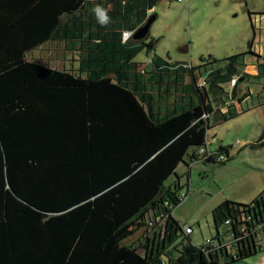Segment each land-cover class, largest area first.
I'll use <instances>...</instances> for the list:
<instances>
[{
  "label": "trees",
  "instance_id": "1",
  "mask_svg": "<svg viewBox=\"0 0 264 264\" xmlns=\"http://www.w3.org/2000/svg\"><path fill=\"white\" fill-rule=\"evenodd\" d=\"M157 1L96 0L111 17L101 26L88 0H0V264H232L264 251L251 231L264 191L211 211L217 243L246 226L234 252L230 244L205 255L174 218L184 195L178 181L173 191L164 181L192 147L191 163L231 159L230 146L204 159L195 152L207 147L211 120L247 110L239 108L248 94L237 96L235 86L248 75L240 55L190 66L153 53L151 71H139L134 58L159 39L133 34ZM48 42L77 50V68L27 57ZM225 86L233 87L229 102ZM176 93L196 99L177 103ZM139 228L145 241L126 243ZM179 237L189 243L178 249ZM171 248L176 257L163 258Z\"/></svg>",
  "mask_w": 264,
  "mask_h": 264
},
{
  "label": "rangeland",
  "instance_id": "2",
  "mask_svg": "<svg viewBox=\"0 0 264 264\" xmlns=\"http://www.w3.org/2000/svg\"><path fill=\"white\" fill-rule=\"evenodd\" d=\"M153 13L155 19L148 34L159 39L154 53L162 59L197 66L200 57L210 55L219 60L218 64H223L225 58L240 55V62L250 65L248 68L258 75L238 81L236 87L237 96L248 94L239 108L247 110L228 121L217 120L214 126L211 120V128L206 131L209 150L216 151L220 144L230 146L231 159L223 164L191 163L190 156L196 147L189 148L184 161L163 183L164 188L170 186L173 191L178 181L179 193L186 197L175 207L174 218L182 226L192 229L189 240L194 246H200L215 233L211 213L214 207L225 200L248 204L264 191V105L259 106L264 102V57L260 60L262 66L256 68L252 67L255 64L250 61L249 54L251 47L256 54H263L264 0H158ZM43 48L41 46L37 51ZM77 59L78 53L65 51L51 64L75 70ZM143 59V53L135 58L136 61ZM200 71L204 74L202 69ZM224 89L227 95H222V101L229 102L233 87L225 86ZM226 110V107L222 108L223 112ZM134 234L125 242L136 244L140 233ZM181 243L189 242L179 237L174 246L179 249ZM168 252L163 258L174 259L177 255L175 249ZM260 256L255 254L232 264H262Z\"/></svg>",
  "mask_w": 264,
  "mask_h": 264
},
{
  "label": "crops",
  "instance_id": "3",
  "mask_svg": "<svg viewBox=\"0 0 264 264\" xmlns=\"http://www.w3.org/2000/svg\"><path fill=\"white\" fill-rule=\"evenodd\" d=\"M97 3H96V0H88V2H87V4H85V6H86V8H89V10H92V8L96 5ZM153 11V10H152ZM151 11V12H152ZM155 19V18H154ZM148 20V19H147ZM144 24V23H143ZM142 24V25H143ZM142 25H140L138 28H140ZM137 28V29H138ZM149 31V30H148ZM147 34H148V32H147ZM146 36V35H145ZM133 40H136V39H133ZM137 40H139V39H137ZM44 48L43 49H41L40 51H37L38 49H36V50H34V51H37L38 53H36V54H33V53H28L27 54V57L29 58V59H32L33 61H40V62H43V63H48L51 67H53L52 66V64H51V62L53 61V60H55V59H57V57H60L61 56V54H63L64 52H65V50L63 49V46H62V43H60V42H48V43H45V44H43L42 45ZM252 46V45H251ZM252 48V47H251ZM249 49L250 50V56H251V59H250V61L251 60H253L254 61V64L255 65H252V67L254 66H256V68H260L261 66H262V63L264 62L263 60V62H261L260 60H261V58L262 57H264V47H263V54L261 55L260 53H258V54H256L255 52H253L252 51V49ZM62 50V51H61ZM75 52L76 53H78V56H79V52L77 51V50H75ZM45 53V55H44V57H42V55ZM140 53H143V55H144V59L142 60V61H136L135 60V58H134V61H136V66H137V69H139V71H142L143 69H146L148 72H150L151 70V68H149V66H148V62H149V60H150V58H151V56H152V54L154 53V52H151V53H149L148 54V56L147 55H145V53L143 52V51H141ZM139 54V53H138ZM137 54V55H138ZM40 55V57H42V58H40V59H42V60H40V59H38V58H36L37 56H39ZM136 55V56H137ZM65 57V55H62V57ZM62 57H61V60H63L62 59ZM45 58H47L48 59V61H46V59ZM146 59V60H145ZM245 59V58H244ZM247 60V59H246ZM64 61H66V59L64 58ZM177 62H182V61H177ZM77 65H78V63H77ZM250 65H245L244 63H242V66H239V67H241L239 70L241 71V73H244V74H247L248 76L247 77H245V79L246 78H248V77H257L258 75L253 71V70H250L248 67H249ZM212 68V66L210 67V66H208V67H206V69L207 70H210ZM149 75H146V77H148ZM240 80H243L242 79V77L241 78H239L238 79V81H240ZM237 87V85L235 86V88ZM211 95L212 96H210V97H213V94L211 93ZM214 98V97H213ZM196 98H194V97H192V98H190V97H188V96H184V97H182V96H180V94L179 93H176V101H177V103H187V102H189V100H195ZM170 102H171V99H170V101H169V104H170ZM262 105H264V102L261 104H259V106H262ZM236 107L237 108H239L240 106L239 105H236ZM219 111L220 112H223L222 111V108H219ZM213 115H216V114H213ZM212 119H214L213 117H212ZM214 122V121H213ZM212 126H214V125H212ZM209 130V129H208ZM209 141L207 140V138H206V144L208 145V144H210V143H208ZM220 145H222V144H220ZM222 146H225V145H222ZM208 150H209V148H208ZM212 151V150H211ZM194 163H196V162H194ZM261 194V193H260ZM264 208V207H263ZM260 210H262L261 208H260ZM264 210V209H263ZM263 212V211H262ZM264 215V213H261V214H259L258 216L260 217V216H263ZM135 233H140L139 234V239H138V241H137V243H140L141 242V244L145 241V239H144V237H145V235L147 234V232H146V230L144 229V228H139ZM135 235V234H134ZM140 235H141V237H140ZM130 238V237H129ZM128 238V239H129ZM137 238H138V236H137ZM127 241V240H126ZM129 244V243H128ZM130 244H132V243H130ZM258 245H264V232H263V234H262V237H261V241H259V243H258ZM256 254H261V256H260V261L262 262V264H264V251L262 252V251H260V252H258V253H256ZM255 255V254H254Z\"/></svg>",
  "mask_w": 264,
  "mask_h": 264
},
{
  "label": "built area",
  "instance_id": "4",
  "mask_svg": "<svg viewBox=\"0 0 264 264\" xmlns=\"http://www.w3.org/2000/svg\"><path fill=\"white\" fill-rule=\"evenodd\" d=\"M130 36V33H124L123 34V37L124 39H127L129 38ZM236 82V79H233L231 80V84H235ZM211 153L210 151L208 150V148L205 146V147H200L196 150L195 152V157H200L202 159L210 156ZM221 159H223L222 156H219L218 157V161H221ZM185 198V196H184ZM242 216V214H241ZM241 216L240 217H236L234 219L235 222H240L241 221ZM239 219V220H238ZM247 221H251V215H249L247 218H246ZM260 220V217H257L254 221L251 222V226H252V238L253 240H255L256 242H259L261 241V237H262V234L264 232V224H261V223H258V221ZM183 231H184V234L186 235H190L192 233V229L189 227V226H184L183 227ZM237 231H239V235L237 237H235L234 233L230 235V237L227 239V241L224 243V242H216L215 239H212V238H207L206 240H204L200 246V250L205 254L207 255L212 249L214 248H226L225 246L227 245H230L231 244V252H234V248L233 246L241 241L244 237H247L249 236V232L247 231V228L246 226L244 225H241V226H238L237 227Z\"/></svg>",
  "mask_w": 264,
  "mask_h": 264
},
{
  "label": "clouds",
  "instance_id": "5",
  "mask_svg": "<svg viewBox=\"0 0 264 264\" xmlns=\"http://www.w3.org/2000/svg\"><path fill=\"white\" fill-rule=\"evenodd\" d=\"M91 11L94 14L96 22L99 25L107 26L111 23V17L108 10L101 4H96Z\"/></svg>",
  "mask_w": 264,
  "mask_h": 264
},
{
  "label": "water",
  "instance_id": "6",
  "mask_svg": "<svg viewBox=\"0 0 264 264\" xmlns=\"http://www.w3.org/2000/svg\"><path fill=\"white\" fill-rule=\"evenodd\" d=\"M154 18L155 16H151L150 18H148V20L134 32L133 39H142L147 34L150 25L154 21Z\"/></svg>",
  "mask_w": 264,
  "mask_h": 264
}]
</instances>
